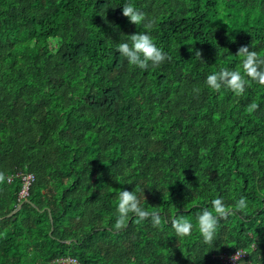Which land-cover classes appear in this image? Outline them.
I'll list each match as a JSON object with an SVG mask.
<instances>
[{
    "label": "trees",
    "instance_id": "1",
    "mask_svg": "<svg viewBox=\"0 0 264 264\" xmlns=\"http://www.w3.org/2000/svg\"><path fill=\"white\" fill-rule=\"evenodd\" d=\"M125 3L157 21L171 60L141 70L117 51L145 31ZM244 45L264 56V0H0V264H223L238 249L264 264V85H206L242 71ZM18 173L35 175L32 203L8 217ZM123 189L192 235L133 214L116 230ZM215 198L232 215L205 244L196 217Z\"/></svg>",
    "mask_w": 264,
    "mask_h": 264
},
{
    "label": "clouds",
    "instance_id": "2",
    "mask_svg": "<svg viewBox=\"0 0 264 264\" xmlns=\"http://www.w3.org/2000/svg\"><path fill=\"white\" fill-rule=\"evenodd\" d=\"M122 15L126 17L133 25H141L145 31H140L137 34L127 36L126 40H121L117 45V51L124 56L131 66H136L141 70H147L150 66L158 67L164 61L171 60V57L158 47L154 42L153 37L149 34L157 21L154 18H149L147 14L141 11L132 3H125L122 7ZM191 50V49H190ZM196 56L202 59V53L195 52ZM236 56L242 60V71L240 69L230 70L221 68L218 72L212 73L206 78V85L216 91L221 89L231 90L236 96H241L245 93L250 82H256L264 85V56L249 46H241L237 50ZM198 87L193 88V92L199 93ZM259 109L256 102H252L247 106L246 111L253 113ZM6 182V175L0 172V184ZM211 208L202 209L196 217L197 227L203 237L205 244H212L216 239L217 229L221 219L226 220L232 211L225 204L222 198H215L211 201ZM248 206L247 200L241 197L232 207L236 209H246ZM117 218L114 224L116 230H121L126 227V222L129 219V214H133L137 218V222L151 218L152 226L159 228L162 223H170L174 229L176 236L180 238L192 235L194 225L185 216L180 215L171 218L170 221L162 217L159 212H149L141 205L140 196L137 191L121 190L118 194ZM241 250H237L236 254L230 259L233 264H244Z\"/></svg>",
    "mask_w": 264,
    "mask_h": 264
},
{
    "label": "built area",
    "instance_id": "3",
    "mask_svg": "<svg viewBox=\"0 0 264 264\" xmlns=\"http://www.w3.org/2000/svg\"><path fill=\"white\" fill-rule=\"evenodd\" d=\"M20 178L21 180V190L19 192V196H18V201L19 202H25L28 200V198L31 195V189L35 183V175L32 173H18L16 175H11V177L9 178V181L11 182L14 178ZM242 254H245L242 257V260L244 262V258L247 257V254L243 251H241ZM236 253H234L231 256L228 255H223L221 256V260L223 262V264H233V261L230 259L232 256H234ZM59 263L61 264H82L80 263L77 259L72 258V257H66V258H62L59 260Z\"/></svg>",
    "mask_w": 264,
    "mask_h": 264
},
{
    "label": "water",
    "instance_id": "4",
    "mask_svg": "<svg viewBox=\"0 0 264 264\" xmlns=\"http://www.w3.org/2000/svg\"><path fill=\"white\" fill-rule=\"evenodd\" d=\"M27 203L31 204L32 202L30 200H27L26 201ZM24 205V203H22L21 205H19L14 211H12L8 217H13L14 215H16L21 209H22V206ZM53 223V222H52Z\"/></svg>",
    "mask_w": 264,
    "mask_h": 264
}]
</instances>
